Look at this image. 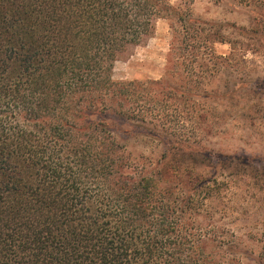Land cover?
<instances>
[{"label":"trees","instance_id":"16d2710c","mask_svg":"<svg viewBox=\"0 0 264 264\" xmlns=\"http://www.w3.org/2000/svg\"><path fill=\"white\" fill-rule=\"evenodd\" d=\"M246 2L251 26L231 28L248 43L184 0H0V264H242L222 208L230 177L264 184V169L204 137L207 101L249 88L211 86L236 49L264 39V2ZM161 19L172 30L163 77L116 81L115 64ZM250 89L247 113L262 101ZM133 124L162 146L154 162L116 135L131 140Z\"/></svg>","mask_w":264,"mask_h":264},{"label":"rangeland","instance_id":"374dc122","mask_svg":"<svg viewBox=\"0 0 264 264\" xmlns=\"http://www.w3.org/2000/svg\"><path fill=\"white\" fill-rule=\"evenodd\" d=\"M184 1L196 18L228 26L225 27V35L230 39H239L241 42L243 39L231 26L247 28L251 26L255 15L247 8L246 0ZM260 1L264 2V0ZM181 2L182 0H172L173 4ZM260 27H263V24ZM263 32L260 34L263 35ZM171 40L172 30L169 21L159 20L153 36L115 64L114 79L116 81L160 80L164 75ZM216 50L219 54L227 56L232 52L231 46L227 44H217ZM224 79L232 82L242 81L249 88L239 96V101L236 99L228 104L216 99L207 101L209 122L205 127L210 126V128L205 133V144L229 153L239 151L251 159H261L259 164L264 169V39L256 42L254 48L249 51L239 52L236 49L231 66L225 71L223 79L219 78L211 82L212 88L219 91L224 85ZM256 84L262 89L259 96L262 101L256 111L247 113L249 109L245 107L254 99L250 88ZM101 118L116 123L123 130L127 129L124 128L126 126L124 122L114 116ZM136 128L137 125L133 124L131 129L134 138L131 140H127L128 137L124 133L118 132L116 135L123 143L127 141L126 146L133 158L138 159L143 155L154 162L162 151V146L141 137L139 134L141 130ZM230 179H234L236 183H231L227 188L224 201L226 208L222 209L226 216V227L233 235L234 251H237L239 255L237 257H240L242 264H260L258 259L264 248V184L256 183L253 179H241L242 181H236L233 177ZM220 216V214L217 216V220ZM219 224L222 225L220 222Z\"/></svg>","mask_w":264,"mask_h":264}]
</instances>
